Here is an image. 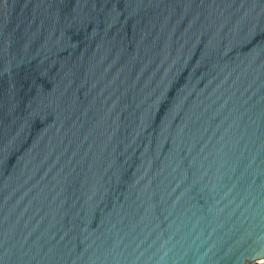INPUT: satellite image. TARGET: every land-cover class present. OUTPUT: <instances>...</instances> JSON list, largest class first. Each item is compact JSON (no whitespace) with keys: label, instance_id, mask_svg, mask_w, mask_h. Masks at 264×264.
Returning <instances> with one entry per match:
<instances>
[{"label":"water","instance_id":"1","mask_svg":"<svg viewBox=\"0 0 264 264\" xmlns=\"http://www.w3.org/2000/svg\"><path fill=\"white\" fill-rule=\"evenodd\" d=\"M264 0H0V264H260Z\"/></svg>","mask_w":264,"mask_h":264},{"label":"built area","instance_id":"2","mask_svg":"<svg viewBox=\"0 0 264 264\" xmlns=\"http://www.w3.org/2000/svg\"><path fill=\"white\" fill-rule=\"evenodd\" d=\"M260 264H264V259L260 261Z\"/></svg>","mask_w":264,"mask_h":264}]
</instances>
